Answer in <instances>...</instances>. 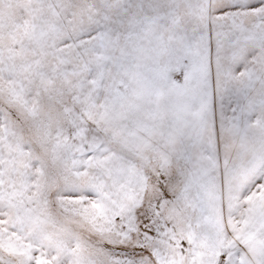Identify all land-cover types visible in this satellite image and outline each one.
<instances>
[{
  "label": "snow or ice",
  "instance_id": "6c2138e0",
  "mask_svg": "<svg viewBox=\"0 0 264 264\" xmlns=\"http://www.w3.org/2000/svg\"><path fill=\"white\" fill-rule=\"evenodd\" d=\"M0 264H264V0H0Z\"/></svg>",
  "mask_w": 264,
  "mask_h": 264
}]
</instances>
